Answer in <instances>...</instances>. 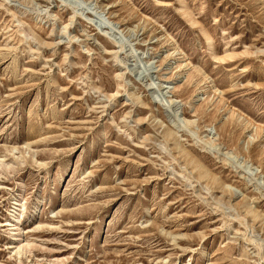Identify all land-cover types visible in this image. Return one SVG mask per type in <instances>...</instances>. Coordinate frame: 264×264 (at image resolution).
I'll return each mask as SVG.
<instances>
[{
    "label": "rangeland",
    "instance_id": "rangeland-1",
    "mask_svg": "<svg viewBox=\"0 0 264 264\" xmlns=\"http://www.w3.org/2000/svg\"><path fill=\"white\" fill-rule=\"evenodd\" d=\"M0 264H264V0H0Z\"/></svg>",
    "mask_w": 264,
    "mask_h": 264
},
{
    "label": "bare ground",
    "instance_id": "bare-ground-1",
    "mask_svg": "<svg viewBox=\"0 0 264 264\" xmlns=\"http://www.w3.org/2000/svg\"><path fill=\"white\" fill-rule=\"evenodd\" d=\"M213 90V89H212ZM198 97V96H197ZM200 100H197V102H199ZM16 202H18V201H16ZM15 208L18 206V203H15ZM30 211L34 214V213H36L37 211H38V203L36 204H33L32 205V207H31V209H30Z\"/></svg>",
    "mask_w": 264,
    "mask_h": 264
}]
</instances>
